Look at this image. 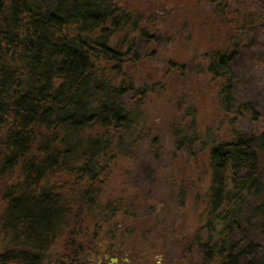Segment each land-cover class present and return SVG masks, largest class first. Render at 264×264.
I'll return each instance as SVG.
<instances>
[{
	"label": "trees",
	"instance_id": "trees-1",
	"mask_svg": "<svg viewBox=\"0 0 264 264\" xmlns=\"http://www.w3.org/2000/svg\"><path fill=\"white\" fill-rule=\"evenodd\" d=\"M258 2L254 45L264 44V0ZM232 29L207 69L221 105L262 129L233 131L221 142L209 134L211 178L197 192L198 223L182 241L180 264H264V111L237 102V77L251 71L254 57L241 29ZM132 36L150 37L119 1L0 0V239L9 240L0 264H83L70 253L51 259L57 240L81 235L86 220L100 231L117 214L102 204L100 185L142 133L143 113L129 99ZM186 129L172 128L178 149L206 146Z\"/></svg>",
	"mask_w": 264,
	"mask_h": 264
},
{
	"label": "rangeland",
	"instance_id": "rangeland-1",
	"mask_svg": "<svg viewBox=\"0 0 264 264\" xmlns=\"http://www.w3.org/2000/svg\"><path fill=\"white\" fill-rule=\"evenodd\" d=\"M118 1L150 36H132L128 63L135 81L129 99L143 113L142 133L100 185L102 204L116 206L117 214L100 231L86 220L81 235L57 240L51 259L70 253L83 264H180L182 241L191 240L198 223L197 192L211 178L209 134L221 142L229 141L233 131L262 129L248 116L236 119L221 105L219 83L207 69L210 54L226 47L233 25L241 29L251 52L247 56L254 59L251 71L237 77L235 96L237 102H252L264 111V44L250 43L257 9L253 0H215L213 6L206 0ZM220 3L223 10L215 12ZM122 38L118 34L115 42ZM173 127L192 128L187 135L195 130L206 146L199 142L178 149ZM6 244L9 240L2 237L0 247Z\"/></svg>",
	"mask_w": 264,
	"mask_h": 264
}]
</instances>
